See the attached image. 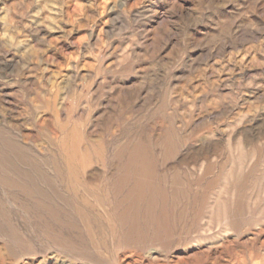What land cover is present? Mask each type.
Returning <instances> with one entry per match:
<instances>
[{
	"label": "rangeland",
	"instance_id": "rangeland-1",
	"mask_svg": "<svg viewBox=\"0 0 264 264\" xmlns=\"http://www.w3.org/2000/svg\"><path fill=\"white\" fill-rule=\"evenodd\" d=\"M0 264H264V0H0Z\"/></svg>",
	"mask_w": 264,
	"mask_h": 264
}]
</instances>
